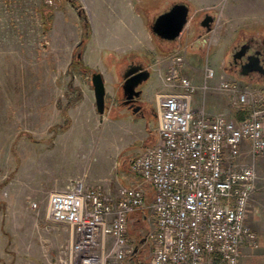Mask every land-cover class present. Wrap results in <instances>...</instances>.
Segmentation results:
<instances>
[{
    "label": "rangeland",
    "instance_id": "rangeland-1",
    "mask_svg": "<svg viewBox=\"0 0 264 264\" xmlns=\"http://www.w3.org/2000/svg\"><path fill=\"white\" fill-rule=\"evenodd\" d=\"M122 1L114 0V8ZM179 1L190 7L180 37L171 42L155 37L153 19ZM124 3L131 16L117 8L95 11L91 0H0V264H54L64 256L71 229L47 219L48 201L51 192L75 181L112 197L122 186L144 188L145 206L130 217L128 238L139 248L138 258L148 260L146 236L156 228L149 208L152 191L131 170V160L156 142V98L149 97L168 92L171 60L182 57V74L197 87L205 65L242 85L264 83L236 77L224 67L235 44L264 36V0ZM206 13L215 17L208 33L200 25ZM134 60L151 73L141 85L150 107L146 116L118 103L122 69ZM93 72H101L105 81L102 115L92 96ZM203 104L210 115H244L215 88L206 93L198 88L194 107ZM240 151L237 162L253 164L257 173L248 210L259 206L260 219L250 226L246 217V224L264 231V155L254 157L246 143Z\"/></svg>",
    "mask_w": 264,
    "mask_h": 264
},
{
    "label": "built area",
    "instance_id": "built-area-1",
    "mask_svg": "<svg viewBox=\"0 0 264 264\" xmlns=\"http://www.w3.org/2000/svg\"><path fill=\"white\" fill-rule=\"evenodd\" d=\"M182 66V57L174 56L165 77L168 92L156 97V142L131 160V170L152 191L150 258L140 260L128 238L130 217L145 206L144 188L122 186L112 197L75 181L49 195L47 219L69 226L73 237L54 264H240L241 247L259 245L246 224L256 169L237 159L245 143L254 157L264 155V83L242 85L205 65L197 87ZM198 88L223 91L244 115H210L204 104L196 109Z\"/></svg>",
    "mask_w": 264,
    "mask_h": 264
},
{
    "label": "water",
    "instance_id": "water-1",
    "mask_svg": "<svg viewBox=\"0 0 264 264\" xmlns=\"http://www.w3.org/2000/svg\"><path fill=\"white\" fill-rule=\"evenodd\" d=\"M190 15V7L187 3L179 1L174 2L171 6L159 13L153 19L150 29L154 35L165 41H174L180 37L183 32ZM215 17L206 13L200 21V25L205 29V32H210L214 26ZM245 52L244 46L234 55L238 57ZM252 72L264 74V66L261 64L257 55H252L247 58V61L242 65L241 74L247 76ZM151 73L143 64H130L122 73L123 82L122 88L125 93H128V98L133 95L138 96L141 90L135 91L136 87L147 81ZM91 84L93 87L95 105L97 112L102 115L105 112V81L101 72H93L91 74Z\"/></svg>",
    "mask_w": 264,
    "mask_h": 264
},
{
    "label": "flooded vegetation",
    "instance_id": "flooded-vegetation-1",
    "mask_svg": "<svg viewBox=\"0 0 264 264\" xmlns=\"http://www.w3.org/2000/svg\"><path fill=\"white\" fill-rule=\"evenodd\" d=\"M244 46L245 52L238 57H234L236 53H238L241 47ZM252 55H257L260 59L261 64L264 66V36L256 37L250 35L249 37H245L241 43L235 44L230 52V58L228 59L225 67V70L236 77L240 78H255V79H264V74L259 72H252L251 74L244 76L241 74L242 65L247 61V58ZM138 61H131L127 65H125L122 69V72L128 67L130 64H138ZM122 67L119 68L121 70ZM121 73V71H120ZM123 82V81H122ZM146 82V81H145ZM143 84V83H142ZM141 84V85H142ZM141 85L136 87L135 91L141 90V94L138 96L133 95L128 98V93L122 88L121 84V94L118 103L128 110H130L133 114H138L140 116H146L150 112V107L147 105L145 98L143 97V91L141 89Z\"/></svg>",
    "mask_w": 264,
    "mask_h": 264
},
{
    "label": "crops",
    "instance_id": "crops-1",
    "mask_svg": "<svg viewBox=\"0 0 264 264\" xmlns=\"http://www.w3.org/2000/svg\"><path fill=\"white\" fill-rule=\"evenodd\" d=\"M92 1V9L95 11H112L115 10L117 7L114 8V0H91ZM122 5H119L117 10H122L126 14L131 16V10L128 8L127 5H125L124 0L121 3ZM131 20V18H129ZM133 21L135 18L133 17ZM94 93L92 92V96L94 98ZM153 96H150V99ZM259 207V206H258ZM257 206L252 205L251 208L248 210L247 214V222L250 224L252 222L253 226H257L258 220L260 219V211ZM251 226V224H250ZM255 232L258 235L259 239V245L256 247H253L249 244H245L241 247V257H240V264H264V231L263 230H255Z\"/></svg>",
    "mask_w": 264,
    "mask_h": 264
},
{
    "label": "trees",
    "instance_id": "trees-1",
    "mask_svg": "<svg viewBox=\"0 0 264 264\" xmlns=\"http://www.w3.org/2000/svg\"><path fill=\"white\" fill-rule=\"evenodd\" d=\"M156 37V35H154Z\"/></svg>",
    "mask_w": 264,
    "mask_h": 264
}]
</instances>
